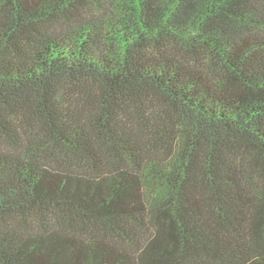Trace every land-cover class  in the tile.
<instances>
[{"label":"trees","instance_id":"trees-1","mask_svg":"<svg viewBox=\"0 0 264 264\" xmlns=\"http://www.w3.org/2000/svg\"><path fill=\"white\" fill-rule=\"evenodd\" d=\"M0 264H264V0H0Z\"/></svg>","mask_w":264,"mask_h":264}]
</instances>
